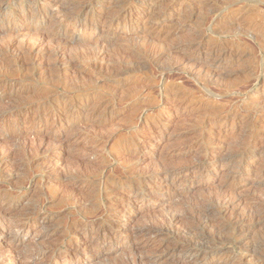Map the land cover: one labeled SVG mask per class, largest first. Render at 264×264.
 I'll use <instances>...</instances> for the list:
<instances>
[{"label":"rangeland","instance_id":"1","mask_svg":"<svg viewBox=\"0 0 264 264\" xmlns=\"http://www.w3.org/2000/svg\"><path fill=\"white\" fill-rule=\"evenodd\" d=\"M0 56V264H264V0H0Z\"/></svg>","mask_w":264,"mask_h":264},{"label":"bare ground","instance_id":"2","mask_svg":"<svg viewBox=\"0 0 264 264\" xmlns=\"http://www.w3.org/2000/svg\"><path fill=\"white\" fill-rule=\"evenodd\" d=\"M118 2H119V1H118ZM131 3H132V2H131ZM115 4L118 5V3H114V5H115ZM93 5H94V4H93ZM115 6H116V5H115ZM82 7H84V6H82ZM79 9H80V8H79ZM107 9H109V8H107ZM80 10H81V9H80ZM110 10H112V9H110ZM110 10H108V14H112ZM113 10H114V9H113ZM113 10H112V11H113ZM68 11H69V10H68ZM73 11H74V10H72V12L69 11V13L66 12V9L63 10V12L61 11V13H60V14H61V15H60V16H61V17H60V20H61V19H64V20H65V19H67V20H72L73 18L75 19V17H76L78 14H76L77 11H76V12H73ZM78 12H79V11H78ZM78 12H77V13H78ZM106 13H107V12H106ZM115 14H116V13H115ZM115 14H113V16H114ZM111 16H112V15H111ZM115 16H116V15H115ZM57 19H58V18H57ZM76 19H77V18H76ZM61 21H62V20H61ZM86 21H87V20H86ZM91 22H92V20H91ZM214 23H215V22H214ZM214 23H213V24H214ZM216 23L218 24V22H216ZM217 24H216V25H217ZM216 25H215V26H216ZM218 25H219V24H218ZM91 26H92V25H91ZM95 26H96V25H95ZM216 27H217V26H216ZM59 38H60V37H59ZM115 40H116V38H115ZM234 43H235V42H234ZM235 45H238V44L235 43ZM65 46H66V45H65ZM66 47H67V46H66ZM216 48H217V47H216ZM216 48H215V49H216ZM226 48H227V47H226ZM229 48H230V47H229ZM229 48H228V49H229ZM215 49H213V50H215ZM218 49H219V48H218ZM235 49H236V48H235ZM220 50H221V48H220ZM230 50H231V49H230ZM238 50H239V49H238ZM218 52H220V51H218ZM222 52H223V51H221V53H222ZM229 53H230V52H229ZM219 54H220V53H219ZM225 54H226V53H225ZM27 55H28V54H27ZM58 55H59V54H58ZM214 55H215V54H214ZM220 55H221V54H220ZM233 55H235V54H233ZM216 56H217V55H216ZM230 56H231V55H230ZM0 57H2V56H0ZM28 57H29V55H28ZM30 57H31V56H30ZM57 57H58V56H57ZM25 59H26V57H25ZM25 59H24V60H25ZM30 59H31V58H30ZM59 59H60V58H59ZM17 60H18V59H17ZM19 60H20V59H19ZM28 60H29V59H28ZM31 61H32V60H31ZM55 61H56V59H55ZM19 62H20V61H19ZM24 62H25V61H24ZM58 63H59V62H58ZM25 64H26V63H25ZM25 64H24V65H25ZM29 64H31V63L29 62ZM29 64H28V65H29ZM222 64H223V63H222ZM59 65H60V63H59ZM120 65H121V64H120ZM120 65H119V66H120ZM26 66H27V65H26ZM222 66H225V65H222ZM53 68H55V67H53ZM57 68H58V67H57ZM219 68H220V67H219ZM224 68H225V67H224ZM225 69H226V68H225ZM214 70H215V69H214ZM222 70H223V69H222ZM58 71H59V69H58ZM214 72H215V71H214ZM257 80H258V78H257ZM22 81H23V80H22ZM3 82H6V80H5V81H4V80H0V84H2ZM11 82H12V81H11ZM5 84H6V83H5ZM205 93H207V92H205ZM24 105H28V103H22V106H24ZM38 105H39V104H38ZM19 107H21V106H19ZM19 107H17V108H19ZM38 107H39V106H38ZM46 107H47V106H46ZM29 108H30V107H29ZM42 108H43V107H42ZM42 110H43V109H42ZM146 112H147V111H146ZM12 113H13V112H12ZM154 113H155V111H154ZM147 116H148V115H147ZM152 116H153V115H152ZM249 140H250V139H249ZM245 142H246V141H245ZM248 142H249V141H248ZM249 144H250V143H249ZM247 145H248V144H247ZM245 146H246V145H245ZM245 146L242 147L243 150H244V147H245ZM246 148H247V147H246ZM240 149H241V148H240ZM246 150H247V149H246ZM237 151H238V150H237ZM237 151H236V152H237ZM241 152H242V151H241ZM245 152H246V151H245ZM238 153H239V152H238ZM232 154H233V153H232ZM230 156H231V155H230ZM234 156H235V155H234ZM234 156H232V157H234ZM235 158H236V157H235ZM167 170H168V169H167ZM170 170H171V169H170ZM169 172H170V171H169ZM139 191H140V190H139ZM145 191H146V189H145ZM146 192H147V191H146ZM148 192H149V191H148ZM138 193H139V192H138ZM140 193H141V192H140ZM100 195H101V194H100ZM209 201H210V200H209ZM210 202H211V201H210ZM201 203H202V202H201ZM201 203H199V205H198L197 207H200V204H201ZM197 204H198V203H197ZM205 204H207V203H205ZM202 205L204 206V203H202ZM208 205H211V203L208 204ZM208 205H205V206H208ZM213 205H214V203H213ZM107 206H108V205H107ZM215 206H216V205H215ZM102 207H103V206H102ZM195 207H196V206H195ZM195 207H194V209H195ZM211 207H212V206H211ZM261 207H262V206H261ZM200 208H201V207H200ZM205 208L207 209V207H205ZM262 208H263V207H262ZM107 209H108V208H107ZM186 209H187V208H186ZM192 209H193V208H192ZM192 209H190V210H192ZM194 209H193V210H194ZM102 210H103V209H102ZM193 210H192V211H193ZM203 210H204V209H203ZM203 210H202V211H201L200 209L197 210V208H196V210L194 211V212H195L194 214H193L192 211H191L192 214H191V215L189 214V216H190V218L192 217L191 220H193V218L195 219V220H194V223H195V221L197 222V221L199 220V218L205 219L206 213H205ZM209 210H211V209H209ZM106 211H107V210H106ZM186 211L188 212L189 210L187 209ZM213 211H214V210H213ZM90 213H91V212H90ZM184 213H186V212H184ZM188 213H190V212H188ZM208 214H209V213H208ZM183 215H184V214H183ZM174 216H176V214H174V215L171 216L170 218H172V217H174ZM180 216H181V214H180ZM180 216H177L176 218H179ZM185 216H186V215H185ZM213 216H214V215H213ZM198 217H199V218H198ZM182 218H185V217H182V216H181V217H180V219H181L180 221H182ZM174 219H175V218H174ZM196 219H198V220H196ZM206 219H208V217H207ZM212 219H213V218H212ZM85 220H86V219H85ZM85 220H84V221H85ZM105 220H106V219H105ZM171 220H173V219H171ZM176 220H177V219H176ZM191 220H190V221H191ZM208 220H209V219H208ZM102 221H103V220H102ZM102 221H101V222H102ZM164 221H165V220H164ZM166 221H167V219H166ZM168 221H169V219H168ZM213 221H215V220H213ZM86 222H87V221H86ZM170 222H171V221H170ZM172 222H173V221H172ZM172 222H171V223H172ZM174 222H175V220H174ZM198 222H199V221H198ZM198 222H197L196 224H198ZM166 223H167V222H166ZM199 223H201V219H200V222H199ZM214 223H215V222H214ZM161 224H163V223H161ZM203 224H204V223H203ZM212 224H213V223H212ZM157 225H160V223H158ZM157 225H156V224H155V225H154V224H153V225L151 224L150 226L148 225V227L143 226L144 229H143V230L141 229V232H144V233H145V232H154V231H156L157 233H158V232H160V233L163 232V230H164V229H163V226H162V225L157 226ZM163 225H164V224H163ZM206 225H207V224H206ZM165 226H166V224H165ZM167 226H169V225H167ZM202 226H203V225H202ZM213 226H215V225L209 226V228H210V227H213ZM160 227H161V228H160ZM204 227H206V226H204ZM193 228H194V227H193ZM195 228H197V226H196ZM209 228H208V229H209ZM199 229H200V228H199ZM202 229H203V228H202ZM98 230H99V229H98ZM167 230H169V227H168ZM194 230H195V229H194ZM200 230H201V229H200ZM165 231H166V230H165ZM137 232H138V231H137ZM190 232H191V230H190ZM166 233H167V232H166ZM169 233H170V232H169ZM199 233H202V232L200 231ZM205 233H206V232H205ZM136 234H137V233H136ZM141 234H142V233H141ZM148 234H149V233H148ZM158 234H159V233H158ZM192 234L195 235L196 233L194 232V233H192ZM207 234H208V233H207ZM146 235H147V234H146ZM153 235H154V234H153ZM142 236H143V235H142ZM150 236H151V235H150ZM159 236H160V235H159ZM187 236H188V233H187ZM187 236H186V237H187ZM207 236H208V235H207ZM118 237H119V236H118ZM194 237H195V236H194ZM196 237H197V235H196ZM202 237H203V236H202ZM202 237H201V238H202ZM205 237H206V236H205ZM188 238H189V237H188ZM195 239H196V238H194L193 240H195ZM208 239H209V238H208ZM191 240H192V236H191ZM197 240H200V237H199V239H197ZM223 240H224V239H223ZM223 240H222V241H223ZM187 241H189V240H187ZM187 241H186V242H187ZM201 241H202V240H201ZM201 241H199L200 244L197 242L199 245L196 244V241H195L194 244H195L196 246H198L199 248H203V247H205L204 245H205L206 243L204 242L205 244H201ZM222 241H221V242H222ZM190 242H191V241H190ZM202 242H203V241H202ZM212 242H213V241H212ZM212 242H211V243H212ZM191 243H192V242H191ZM208 244H209V243H208ZM190 245H191V244H190ZM195 245H194V246H195ZM187 246H188V245H187ZM220 246L222 247V245H220ZM192 247H193V243H192V246H191L190 249H192ZM207 247H208V246H207ZM211 247H212V246H211ZM218 247H219V245H218ZM184 248H186V247H184ZM208 248H209V247H208ZM208 248H207V249H208ZM212 248H215V246L212 247ZM188 249H189V248H188ZM204 249H206V248H204ZM209 250H211V248H210ZM213 250H214V249H213ZM217 251H218V250H217ZM211 252H212V253H210V254H213V251H211ZM215 252H216V251H215ZM197 253H199V252H197ZM202 256H203V255H202Z\"/></svg>","mask_w":264,"mask_h":264}]
</instances>
